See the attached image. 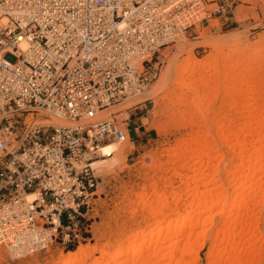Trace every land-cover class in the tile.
Masks as SVG:
<instances>
[{
	"label": "built area",
	"instance_id": "2783aa9c",
	"mask_svg": "<svg viewBox=\"0 0 264 264\" xmlns=\"http://www.w3.org/2000/svg\"><path fill=\"white\" fill-rule=\"evenodd\" d=\"M233 3L0 0V249L22 257L88 239L92 164L139 130L105 111L142 95L160 50L224 25Z\"/></svg>",
	"mask_w": 264,
	"mask_h": 264
},
{
	"label": "bare ground",
	"instance_id": "6f19581e",
	"mask_svg": "<svg viewBox=\"0 0 264 264\" xmlns=\"http://www.w3.org/2000/svg\"><path fill=\"white\" fill-rule=\"evenodd\" d=\"M259 43L249 44L240 37L209 40L202 44L210 46L215 54L198 60L188 52L173 64L174 79L167 95H173L176 104L185 107L176 121L182 128H196L187 134L183 147L173 148L170 154L182 170L192 171L191 177L186 174L192 184L191 188L188 181L185 184L187 208L183 214H178L175 205L164 212L166 199L152 205L149 215L155 222L144 232L127 237L124 247L111 253L101 249L99 260L89 264H198V247L206 237L210 239L207 264L260 263L254 253L258 240L254 232L257 209L264 206V73L253 71L264 68V55H260L264 48ZM228 67L232 70L225 77L232 85H228L226 96L223 94L226 98L222 97L218 109L209 108L206 99L198 97L202 87L216 82L215 75L205 73H219ZM167 75L161 76L155 92L163 88ZM223 107L240 119H232L228 113V118H221ZM219 147H226L228 156L224 157ZM115 148L103 147L101 153L115 152ZM116 153L121 154L122 149ZM106 164L102 160L92 166ZM215 219L219 221L215 223ZM257 235L264 242V236ZM94 250L80 246L57 259L56 264H87Z\"/></svg>",
	"mask_w": 264,
	"mask_h": 264
},
{
	"label": "rangeland",
	"instance_id": "374dc122",
	"mask_svg": "<svg viewBox=\"0 0 264 264\" xmlns=\"http://www.w3.org/2000/svg\"><path fill=\"white\" fill-rule=\"evenodd\" d=\"M233 2L231 8L226 11L229 14L224 25L218 19L212 20L209 25L199 27L197 38L193 37L192 31L191 37L180 39L177 43L161 49L160 56L153 68L154 78L144 93L131 102L126 100L107 110L108 115L104 117H115L119 123L123 119L135 121L131 118H138L136 123L139 125V130L134 135L136 136L134 139L130 137L129 142L116 146L113 156L105 159L106 165L94 167L97 182L96 188H93L95 190L92 199L94 206L91 213V233L88 239L68 249L54 245L46 252L18 258H11L3 249H0V264H56L57 259L65 258L67 253H74L80 246L95 248L90 259L87 260V264H89L94 259L99 260L101 249H107L111 253L119 247H124L127 237L144 232L149 225L155 222L149 215V209L163 199H166L164 212L173 209L175 205L174 209L178 214L184 213L189 201L187 197L189 193L186 192L185 184L187 181V184L191 182L186 174L191 177L192 171L182 170L174 161L175 159L170 157V154L173 148L183 147L182 144L186 137L194 131L195 127H191L192 129L190 127L182 128L176 121L179 116L178 112L185 107L177 105L173 95L172 97L167 95L168 88L174 79L172 68L173 64L175 65V62L186 57L188 52H191L198 60H204L215 54L210 46L202 44L209 40L240 37L249 44L260 42L259 45L264 48V0H233ZM260 55H264V52ZM229 70L232 68H225L219 73L214 71L205 73L206 75H215V82H218L217 85L220 83L218 88L215 86L216 83H209L201 88L198 98L201 99V96L205 98L204 102L210 106L209 108L218 109L223 100L222 97L226 98V89L228 85L229 87L232 85V81L225 77L230 72ZM253 71L262 75L264 68L261 67V69ZM165 73L169 75H167L163 88L155 92L156 86L160 84L161 76ZM216 106L217 108H215ZM230 113L226 107L225 109L223 107L220 110V117L240 119L238 117L240 115L236 114L235 116V113ZM213 135L215 136V133ZM216 143L218 145V139ZM120 149H122V153L117 154L116 152ZM219 149L224 157L228 156L226 147H219ZM157 166L160 168L156 170ZM189 186L191 188L192 184ZM141 196L142 198H140ZM176 198L181 200L176 201ZM257 212L259 214L255 216V237H259L257 234L264 236V206L257 209ZM218 221L219 219H215L214 222ZM258 237L254 253L260 257L258 264H264V242ZM209 241L210 239L206 237L200 243H203V246L198 247V264H207L205 255L210 247ZM73 248L74 250L70 251Z\"/></svg>",
	"mask_w": 264,
	"mask_h": 264
},
{
	"label": "crops",
	"instance_id": "0c3cea01",
	"mask_svg": "<svg viewBox=\"0 0 264 264\" xmlns=\"http://www.w3.org/2000/svg\"><path fill=\"white\" fill-rule=\"evenodd\" d=\"M131 119H134V120H135V122L138 120V118H136V117H134V118H131ZM130 137H131L132 139H134L136 136H134V135L130 134Z\"/></svg>",
	"mask_w": 264,
	"mask_h": 264
},
{
	"label": "trees",
	"instance_id": "16d2710c",
	"mask_svg": "<svg viewBox=\"0 0 264 264\" xmlns=\"http://www.w3.org/2000/svg\"><path fill=\"white\" fill-rule=\"evenodd\" d=\"M74 250V248L73 249H70V251H73Z\"/></svg>",
	"mask_w": 264,
	"mask_h": 264
}]
</instances>
